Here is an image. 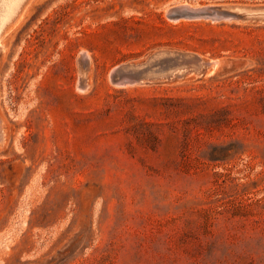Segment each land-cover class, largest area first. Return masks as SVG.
<instances>
[{"label":"rangeland","instance_id":"rangeland-1","mask_svg":"<svg viewBox=\"0 0 264 264\" xmlns=\"http://www.w3.org/2000/svg\"><path fill=\"white\" fill-rule=\"evenodd\" d=\"M234 5L264 0H24L0 31V264H264V22L210 11ZM166 50L213 69L112 82Z\"/></svg>","mask_w":264,"mask_h":264},{"label":"water","instance_id":"water-1","mask_svg":"<svg viewBox=\"0 0 264 264\" xmlns=\"http://www.w3.org/2000/svg\"><path fill=\"white\" fill-rule=\"evenodd\" d=\"M218 19L264 22V6H225L210 10ZM214 64L201 57L180 51H160L143 62L128 63L119 66L111 74L116 85H132L165 81L184 77L189 74L206 75ZM1 137V132H0Z\"/></svg>","mask_w":264,"mask_h":264},{"label":"bare ground","instance_id":"bare-ground-1","mask_svg":"<svg viewBox=\"0 0 264 264\" xmlns=\"http://www.w3.org/2000/svg\"><path fill=\"white\" fill-rule=\"evenodd\" d=\"M28 2V1H27ZM24 0H3L2 6L0 7V31L2 29H5V25L7 26V23L10 22L12 20V18L19 13V10L22 9ZM190 8V6H189ZM192 8V7H191ZM195 9V8H194ZM171 10V9H170ZM24 11V10H23ZM169 12V11H168ZM25 13V12H24ZM22 13H20L19 15H21ZM18 15V17H19ZM169 15V14H167ZM20 18V17H19ZM189 18V16H188ZM191 19V18H190ZM187 20V19H186ZM199 20V19H198ZM202 20V19H200ZM205 20V19H204ZM195 21V20H194ZM206 21H208V19H206ZM16 22V21H15ZM15 22H11L12 24ZM212 23V22H211ZM219 23V22H218ZM6 31V30H5ZM4 31V32H5ZM1 33V32H0ZM1 36V35H0ZM2 47V46H1ZM2 49V48H1ZM84 54V53H83ZM116 69V68H115ZM114 69V70H115ZM87 70V69H86ZM190 75L195 76L194 74H189L186 75L184 77H188ZM197 76V75H196ZM86 80V79H85ZM85 86V83H84ZM125 86V85H124ZM81 87V86H80ZM128 87V85H127ZM126 87V88H127ZM120 88V87H118ZM2 140V136L0 137V141Z\"/></svg>","mask_w":264,"mask_h":264}]
</instances>
